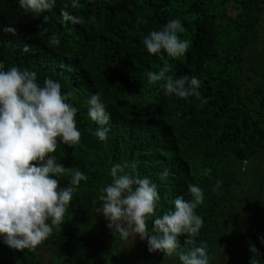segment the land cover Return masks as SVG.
Returning a JSON list of instances; mask_svg holds the SVG:
<instances>
[{"label": "trees", "instance_id": "16d2710c", "mask_svg": "<svg viewBox=\"0 0 264 264\" xmlns=\"http://www.w3.org/2000/svg\"><path fill=\"white\" fill-rule=\"evenodd\" d=\"M67 3L56 0L38 14L25 12L18 0H0V62L4 70L15 65L35 71L41 85L52 78L63 93H72L81 141L73 147L59 142L52 155L88 178L76 188L63 223L36 248L15 250L0 237V264H131L119 249L135 254L136 264H181L178 254L150 253L134 233L122 239L106 227L98 196L111 183L112 165L123 162H135L139 176L157 185V215L174 210L178 196L190 199L189 185L203 190L196 212L204 223L189 239L206 243L210 264L228 254L220 251L227 236L242 249L243 264L251 258L264 264V166L244 228L238 223L242 210L229 202L237 184L233 162L264 151V60L251 51L264 35V0H79V8H69L84 21L77 25L60 14ZM45 15L48 35L37 28ZM171 19L182 22L178 35L190 41L189 49L177 58L150 54L144 38ZM9 26L15 35L3 31ZM52 33L59 45L49 43ZM25 45L30 51H23ZM165 62L167 75L201 80L200 96H166L164 81L149 83L147 72H158ZM96 92L110 117L105 141L83 120ZM59 179L61 187L69 185L70 176ZM147 223L151 232L152 219ZM179 240L177 253L185 237Z\"/></svg>", "mask_w": 264, "mask_h": 264}, {"label": "clouds", "instance_id": "9594fccd", "mask_svg": "<svg viewBox=\"0 0 264 264\" xmlns=\"http://www.w3.org/2000/svg\"><path fill=\"white\" fill-rule=\"evenodd\" d=\"M18 3L25 12L39 14L50 11L56 0H18ZM79 7V0H68L60 13L64 21L83 24L79 16L69 11V8ZM49 20L45 15L37 25L45 35L49 33L45 26ZM3 31L16 34L11 26ZM183 31L182 22L171 19L162 29L150 32L143 44L150 54L166 53L177 58L190 47V41L178 35ZM48 39L52 45L60 43L55 33ZM23 51H30L29 46L25 45ZM169 71L170 65L165 62L158 72H147L149 83L164 81L161 89L166 96H200L201 80L187 74L174 78L167 75ZM71 96V92L63 93L61 84L52 78H44L41 85L35 71L15 65L4 70L0 62V237L12 249H34L46 240L54 226L63 223L80 182L88 179L80 170L58 163L52 155L59 142L73 147L81 141L76 121L80 109L70 102ZM86 105L88 115L86 113L83 120L92 124L94 136L100 141L107 140L110 117L101 94L93 93ZM136 169L135 162L112 165L111 183L103 187L98 196L102 203L97 211L102 212L106 227L122 239L134 233L147 242L150 253L178 254L181 264H210L206 243L196 246L195 240L189 239L199 234L204 223L196 212L204 202L203 190L189 185L190 199L178 196L173 201L174 210L157 215L160 199L157 185L148 177L141 178ZM210 172L211 169H206L205 174ZM64 176H70L67 187L60 185L59 177ZM167 177L165 170L161 179ZM221 183L217 181L216 187ZM149 219L153 224L151 232ZM181 236L185 237L184 250L177 253ZM256 251L251 248V252ZM250 264H258V261L251 258Z\"/></svg>", "mask_w": 264, "mask_h": 264}, {"label": "rangeland", "instance_id": "374dc122", "mask_svg": "<svg viewBox=\"0 0 264 264\" xmlns=\"http://www.w3.org/2000/svg\"><path fill=\"white\" fill-rule=\"evenodd\" d=\"M251 51L256 53L257 56L255 57L258 60H264V35L252 47ZM263 166L264 151L249 158L246 162H233L232 170L234 177L237 180V184L231 190V201L229 202L233 203V209L236 207V211H239L240 209L242 210L239 212L241 215L238 223L243 228L247 223L250 211L258 201V184ZM222 243L224 244L220 251H229L230 253L228 252V254L225 255H218L217 262H214V264H243V252L236 239L227 236ZM118 254L123 258L128 259L131 264L138 263L137 256L129 253L127 250L119 249Z\"/></svg>", "mask_w": 264, "mask_h": 264}]
</instances>
